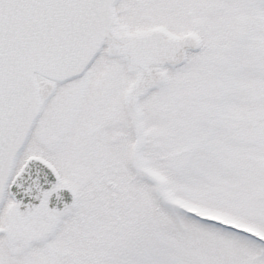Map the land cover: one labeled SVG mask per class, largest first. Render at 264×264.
Listing matches in <instances>:
<instances>
[{
  "label": "snow or ice",
  "instance_id": "snow-or-ice-1",
  "mask_svg": "<svg viewBox=\"0 0 264 264\" xmlns=\"http://www.w3.org/2000/svg\"><path fill=\"white\" fill-rule=\"evenodd\" d=\"M0 264H264V0H0Z\"/></svg>",
  "mask_w": 264,
  "mask_h": 264
}]
</instances>
